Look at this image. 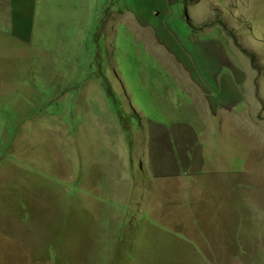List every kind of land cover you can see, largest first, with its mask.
Instances as JSON below:
<instances>
[{
    "label": "rangeland",
    "instance_id": "rangeland-1",
    "mask_svg": "<svg viewBox=\"0 0 264 264\" xmlns=\"http://www.w3.org/2000/svg\"><path fill=\"white\" fill-rule=\"evenodd\" d=\"M55 2L59 33L37 23L24 49L1 39L0 264L175 263L148 258L159 237L192 230L146 212L151 139L176 151L190 134L204 167L238 172L264 207V0H179L169 16L132 0L166 24L154 33L125 22L123 0ZM156 183L179 214L178 193ZM258 223L242 228L256 260L226 264H264V212Z\"/></svg>",
    "mask_w": 264,
    "mask_h": 264
},
{
    "label": "crops",
    "instance_id": "crops-1",
    "mask_svg": "<svg viewBox=\"0 0 264 264\" xmlns=\"http://www.w3.org/2000/svg\"><path fill=\"white\" fill-rule=\"evenodd\" d=\"M123 1L127 7L126 12L130 15L128 16L125 12L124 20L130 27H132L133 17L140 25H148L153 29V33L161 29V25L166 28L165 23L150 25L149 19L142 17L141 10L137 11L140 16L132 12V0ZM172 1L157 0L153 10L150 9L151 15H154L155 10L156 15L181 14L176 5L179 0L171 3ZM56 6L60 5L55 0H0V46L1 39L6 38L16 40L17 44H23L19 46L21 49L34 46L33 37L37 23L43 28L49 25L48 29L55 28V32L59 33L52 13ZM174 19L181 21L180 15ZM119 20L121 21V17ZM172 40H175L173 36ZM169 45L173 46L170 40L164 46L172 48ZM155 135L154 131L149 132V136ZM168 141L169 139L166 138L163 143H157L158 140L153 139L149 142L150 169L147 172L151 175L148 178L147 175L145 176L147 185L144 188V206L154 220L164 222L166 218L173 219L177 222L170 228L181 229L185 226L192 230L187 229L186 235H176L175 231L170 230L167 238H158L157 244L161 245L150 246L151 254H148V258L175 260L176 262L172 264H194L195 261L197 264H226V260L233 258L256 260V249L252 247L250 250V246L258 241L254 237L256 232L247 235L242 228L259 227L258 219L264 212V207L251 198L248 183L242 180L243 176L239 178L238 172H230L221 165L217 167L216 164H210L209 168L204 167L206 144L199 147L190 134L182 136L176 151ZM209 145L213 148L214 140ZM208 152L211 154V161H214V157L218 154L213 149ZM162 180L169 183L172 186L171 189L178 193L179 200L175 201V205L180 204L179 214H169L170 211L164 209L166 201H161L156 183ZM153 193L156 197L152 196ZM197 202H200V205L196 206ZM190 215H193L192 219H189ZM191 222L194 224H190ZM150 225L154 228L159 227ZM190 233L192 235L188 237ZM178 248L181 249L179 254L176 253ZM146 249H149V246ZM193 252L197 253L198 257L193 259ZM261 258V256L258 257V259ZM190 260L193 261L189 263Z\"/></svg>",
    "mask_w": 264,
    "mask_h": 264
}]
</instances>
